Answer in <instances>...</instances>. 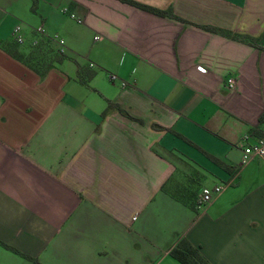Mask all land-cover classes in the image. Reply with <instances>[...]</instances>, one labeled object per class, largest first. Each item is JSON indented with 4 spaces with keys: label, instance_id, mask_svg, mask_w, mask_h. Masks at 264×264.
Listing matches in <instances>:
<instances>
[{
    "label": "crops",
    "instance_id": "1",
    "mask_svg": "<svg viewBox=\"0 0 264 264\" xmlns=\"http://www.w3.org/2000/svg\"><path fill=\"white\" fill-rule=\"evenodd\" d=\"M136 1L187 21L124 0H0V264H183L181 237L210 264H264V156L241 161L264 135V49L193 24L264 46V0ZM28 34L88 62L38 72L8 49ZM210 181L222 188L198 205Z\"/></svg>",
    "mask_w": 264,
    "mask_h": 264
},
{
    "label": "trees",
    "instance_id": "2",
    "mask_svg": "<svg viewBox=\"0 0 264 264\" xmlns=\"http://www.w3.org/2000/svg\"><path fill=\"white\" fill-rule=\"evenodd\" d=\"M126 2H129L133 5H136L138 7L144 8L146 10H149L153 13L160 14V15H168L170 17L187 21L186 19L182 18L181 16L174 13V11L171 8L161 9L152 5L144 4L141 2H138L136 0H124ZM196 24L202 28H205L207 30H211L214 32H219L223 35H226L231 38H235L241 41L248 42L249 44H252L254 46H257L259 48L264 49V46L261 45L259 42V39L257 37L245 34V33H239L232 31L230 29H226L223 27H218L210 24H199V23H193ZM36 44L34 45L31 43L29 47L26 50H21L17 47V43L15 41L9 42V51L11 54L21 61L25 62L32 68H34L38 72H44L46 69H48L50 66H52L55 63H58L62 61L66 54L59 49L55 48L53 44L51 43L49 38H46L44 36H39L36 39ZM77 65V77L79 80L85 82L88 78H90L94 74V70L91 69L88 65L85 64H79L76 62ZM109 108H116L125 115L136 118L139 121H142L141 118L135 117L131 115L120 103L108 100L106 109ZM104 113V112H103ZM264 121V112L259 116V122ZM159 128H165L161 125H155ZM179 134V133H178ZM180 135V134H179ZM205 152V151H204ZM206 153V152H205ZM207 155L212 158L214 161L219 162L217 158L207 153ZM227 169H229L227 166H225ZM194 198H192L189 203H193ZM169 253L175 257L177 260L182 262L183 264H210L200 253L199 249L194 246L189 240H187L185 237H181L177 243L172 246L169 249ZM27 256V255H25Z\"/></svg>",
    "mask_w": 264,
    "mask_h": 264
},
{
    "label": "built area",
    "instance_id": "3",
    "mask_svg": "<svg viewBox=\"0 0 264 264\" xmlns=\"http://www.w3.org/2000/svg\"><path fill=\"white\" fill-rule=\"evenodd\" d=\"M20 39V37H17ZM201 68V67H199ZM111 78H114V74L109 75ZM229 86L234 85V79L232 77H229L227 79ZM124 83V82H123ZM253 156H264V135L258 137L254 142H247L243 149H242V155H241V161H246L250 159ZM221 185H215L212 188L204 187L201 189L200 195L197 199V204L201 205L210 199H212L213 195L218 193L221 190Z\"/></svg>",
    "mask_w": 264,
    "mask_h": 264
},
{
    "label": "rangeland",
    "instance_id": "4",
    "mask_svg": "<svg viewBox=\"0 0 264 264\" xmlns=\"http://www.w3.org/2000/svg\"><path fill=\"white\" fill-rule=\"evenodd\" d=\"M30 40H31V35L28 34V36H27V38L25 39L24 43L20 44V48H21V49H26V48L28 47V44H29ZM36 42H37V41L35 40L33 44L35 45ZM65 52H66V54L69 56V58L72 57V59L74 58V60H77V61L80 62V63H87V62H88V58L86 57L85 54H81V53H72V52H70V51H65ZM69 58L66 59V60H64L63 63H64V64H67V63H68V65H75V61H73L72 59H69ZM95 70H96V71H103V69H102L101 67H95ZM104 73H105V70H104ZM90 85H91V83H90ZM230 87H231V86H230ZM87 89H90V86H88ZM253 130H257V129H256V128H253ZM253 142H254V141H253ZM208 184H210V187L213 186L212 181L208 182ZM211 184H212V185H211ZM198 188H199V187H198V183H196V186L194 185V189H195V190H193V191L196 192V190H197Z\"/></svg>",
    "mask_w": 264,
    "mask_h": 264
}]
</instances>
